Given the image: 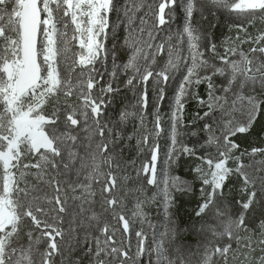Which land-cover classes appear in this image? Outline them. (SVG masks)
Here are the masks:
<instances>
[{
	"label": "snow or ice",
	"instance_id": "obj_1",
	"mask_svg": "<svg viewBox=\"0 0 264 264\" xmlns=\"http://www.w3.org/2000/svg\"><path fill=\"white\" fill-rule=\"evenodd\" d=\"M0 264H264V0H0Z\"/></svg>",
	"mask_w": 264,
	"mask_h": 264
},
{
	"label": "trees",
	"instance_id": "obj_2",
	"mask_svg": "<svg viewBox=\"0 0 264 264\" xmlns=\"http://www.w3.org/2000/svg\"><path fill=\"white\" fill-rule=\"evenodd\" d=\"M178 173L181 175V176H187V173L185 172V170L184 169H179L178 170Z\"/></svg>",
	"mask_w": 264,
	"mask_h": 264
}]
</instances>
